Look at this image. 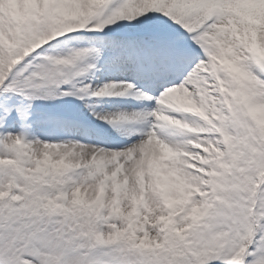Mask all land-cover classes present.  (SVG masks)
<instances>
[{"label":"snow or ice","instance_id":"1","mask_svg":"<svg viewBox=\"0 0 264 264\" xmlns=\"http://www.w3.org/2000/svg\"><path fill=\"white\" fill-rule=\"evenodd\" d=\"M0 264H264V0H0Z\"/></svg>","mask_w":264,"mask_h":264}]
</instances>
